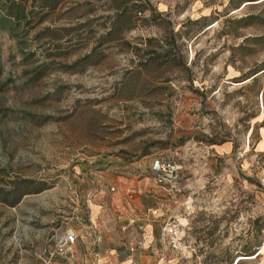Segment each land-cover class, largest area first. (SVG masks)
Here are the masks:
<instances>
[{"label": "rangeland", "instance_id": "374dc122", "mask_svg": "<svg viewBox=\"0 0 264 264\" xmlns=\"http://www.w3.org/2000/svg\"><path fill=\"white\" fill-rule=\"evenodd\" d=\"M19 1L0 10V264H83L112 196L151 198L156 156L180 166L158 264H264V1Z\"/></svg>", "mask_w": 264, "mask_h": 264}, {"label": "crops", "instance_id": "0c3cea01", "mask_svg": "<svg viewBox=\"0 0 264 264\" xmlns=\"http://www.w3.org/2000/svg\"><path fill=\"white\" fill-rule=\"evenodd\" d=\"M148 183H140L138 189L143 191L152 187L153 194L149 200L136 192L131 193L129 198L120 193L112 196V202L106 205L110 211L104 216L106 225L98 220L101 246L93 248L91 243H86L79 255L83 264H90L92 255L101 258V264H158L156 251L161 247L159 244L166 220L172 216L180 222L175 209H171L177 192L170 193L168 186H158L155 180L152 185ZM153 208H159L160 214L151 216L149 210ZM87 233L94 239L92 232L87 230ZM103 236L106 239L104 243Z\"/></svg>", "mask_w": 264, "mask_h": 264}, {"label": "built area", "instance_id": "2783aa9c", "mask_svg": "<svg viewBox=\"0 0 264 264\" xmlns=\"http://www.w3.org/2000/svg\"><path fill=\"white\" fill-rule=\"evenodd\" d=\"M149 173L154 178L158 186H168L170 193H175L176 185L178 184V175L180 173L179 164L172 159H164L162 157H154L149 166ZM150 215L157 216L160 214L159 208H153L149 210ZM179 223L174 217H169L162 228V238H172L173 241L179 236ZM96 246H101V235L95 230ZM79 239V234L76 228H70L57 243V252L68 258L72 253L75 244ZM134 250V248H131ZM99 254V252H98Z\"/></svg>", "mask_w": 264, "mask_h": 264}, {"label": "trees", "instance_id": "16d2710c", "mask_svg": "<svg viewBox=\"0 0 264 264\" xmlns=\"http://www.w3.org/2000/svg\"><path fill=\"white\" fill-rule=\"evenodd\" d=\"M1 7L4 13L3 18L13 17L18 19L26 16L25 7L19 0H0V10Z\"/></svg>", "mask_w": 264, "mask_h": 264}, {"label": "bare ground", "instance_id": "6f19581e", "mask_svg": "<svg viewBox=\"0 0 264 264\" xmlns=\"http://www.w3.org/2000/svg\"><path fill=\"white\" fill-rule=\"evenodd\" d=\"M264 1V0H263ZM242 259H245V257H242ZM239 263V262H238Z\"/></svg>", "mask_w": 264, "mask_h": 264}]
</instances>
